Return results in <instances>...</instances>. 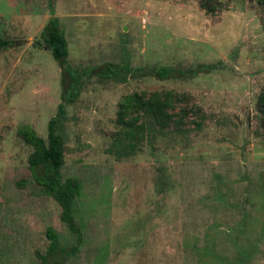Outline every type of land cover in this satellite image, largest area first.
<instances>
[{"label": "rangeland", "instance_id": "1", "mask_svg": "<svg viewBox=\"0 0 264 264\" xmlns=\"http://www.w3.org/2000/svg\"><path fill=\"white\" fill-rule=\"evenodd\" d=\"M201 1L0 0V35L12 41L0 50V264H42L48 227L62 264H264V8L209 0L208 13ZM51 16L67 39L68 62L84 72L63 129L62 177L82 185L75 251L76 235L34 178L32 147L17 134L29 125L46 138L60 102V66L41 38ZM125 63L143 70L126 81L102 74L106 64ZM198 64L214 68L168 79L143 74ZM164 90L187 93L196 105L183 132L117 155L121 98Z\"/></svg>", "mask_w": 264, "mask_h": 264}, {"label": "trees", "instance_id": "2", "mask_svg": "<svg viewBox=\"0 0 264 264\" xmlns=\"http://www.w3.org/2000/svg\"><path fill=\"white\" fill-rule=\"evenodd\" d=\"M264 8V0H256ZM201 6L208 12L213 13L215 7L209 0L201 1ZM41 38L46 49L50 50L53 58L57 61L61 70V82L63 90L60 95V102L57 105L55 114L48 120L46 138L38 133L29 125H21L17 129V134L25 143L32 147L28 156L29 169L37 183L44 191L52 196L60 205V218L65 222L69 229L76 235V245L74 251L81 242V231L74 217V204L80 195L82 185L78 178L67 177L63 179L61 169L64 165L65 137L64 123L67 118V106L74 103L82 88L83 74L78 72L73 65L68 62V42L64 31L61 28L59 18L51 16L44 25ZM12 45V41L0 35V50L7 49ZM214 68L213 64H198L195 68H175L174 66L162 65L147 69L146 75L155 76L159 79L174 77H191L199 72H208ZM131 67L125 63L122 70H115L112 65L106 64L102 74L104 77L126 81L134 76ZM191 97L187 93H180L174 90H164L154 92L150 97H145L139 93H129L124 95L117 110V122L122 128L120 136L115 138L112 149L117 155L129 156L137 153L141 149V143L148 137L153 138L156 134H164L171 130L173 132H183V117L188 112H195L191 103ZM259 111L264 116V92L258 97ZM201 113L199 120H193V128H200L202 125ZM264 120V117L262 118ZM164 174L159 175L157 188L164 192L167 188V181ZM46 235L49 245L46 255L42 257V264H49L48 259L54 257L53 264H62L59 255L63 248L60 246L57 233L53 228L48 227ZM58 258V259H57Z\"/></svg>", "mask_w": 264, "mask_h": 264}]
</instances>
